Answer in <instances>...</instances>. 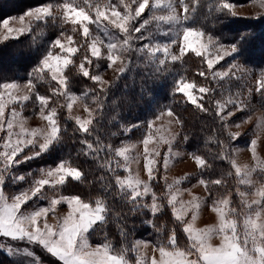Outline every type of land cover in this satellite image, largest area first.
<instances>
[{
    "label": "snow or ice",
    "instance_id": "6c2138e0",
    "mask_svg": "<svg viewBox=\"0 0 264 264\" xmlns=\"http://www.w3.org/2000/svg\"><path fill=\"white\" fill-rule=\"evenodd\" d=\"M201 0H179V4L183 8L184 14L181 15L176 10V4L173 0H119V3L123 6L124 12L121 13L117 10V5L107 4L101 5L96 3L94 5H88L89 8H94L96 13V21H92V18L85 11L84 6L78 5L73 7L70 3L56 4L55 7L52 4H44L32 9H29L26 13L19 17L23 22L25 16L29 17L28 30L34 20H44L54 13L53 9H63L64 21H71L73 24L80 23L83 25V34L90 36L89 27L85 22H99L103 24L101 18L108 19L110 24L115 26L119 30V33L111 31L109 24H103V31L108 37V42L105 45L106 59L102 56L101 48L98 46L103 44V40L99 35L90 36V51L91 56L97 58L96 60L104 59L108 63V67H112L116 61H120V66L117 68L118 72L125 71L128 63L127 53L133 46L134 41L147 40L148 43H144L140 46L139 50L144 52L149 59H155L159 65H165L170 62L181 60L186 50H193L197 56L203 55L204 51L211 46L216 51L214 59H207V66L209 69L213 67L218 61L224 59L225 56L231 55L236 51L235 45H224L219 43L215 38L206 34L203 29L187 26ZM255 2V0H254ZM135 5V6H134ZM260 8H264V0H258ZM221 7L227 9H235L236 5L230 2L222 3ZM111 9V17L107 16V10ZM148 10V17L141 20L138 26L133 27V21L137 18L143 17L142 14L145 10ZM16 19L15 17H9L3 20V27L8 28V33H23L25 29H14L9 27V20ZM165 22L168 27L167 33H170L171 39L160 42L152 39L153 30L152 25L155 22L159 27V22ZM143 30V31H142ZM139 35H136V34ZM122 34V35H120ZM9 35L0 37V39H9ZM208 35L207 43H201L200 38ZM182 37V44L180 45V55H176L170 51L173 44H177V41ZM193 37L195 39H193ZM64 38V32H61L59 37L53 41L52 48L59 46L67 53H75L77 48L67 47L62 43ZM69 42L72 41V36L66 38ZM87 43V41H85ZM87 49L77 70L85 77L90 78L95 82L97 88L102 93L106 90V84L111 81H105L100 74H94L91 71L93 67V60L87 55ZM157 52H162V56L156 55ZM170 58V61H169ZM85 61L87 65L85 66ZM73 61L69 56L54 55L52 49L44 56L39 67H37L33 73L39 75L48 69L52 72V78L58 81V86L54 89L55 92L60 93L65 98L66 107L69 111V117L75 121L78 129L81 133L89 134L94 124L95 117L98 110L102 108V105L98 102L93 103L90 106L88 101L82 95L72 93L68 88V76L65 74V68L72 64ZM235 69L232 72L233 76L237 73L243 75L238 76V79H243L244 75H251L252 70L240 65L237 62L229 64V70ZM201 76L205 73L201 72ZM215 76H226V72L214 73ZM28 80V85L32 89H35L33 83V76ZM257 89L262 96H264V70L259 72L257 79ZM196 87L194 83L186 82V78L182 76L176 81L175 93H183L186 95L188 101L196 105L201 111H209L203 104L198 102V98L193 94L192 89ZM3 91H0V130L4 128V105L6 101L4 96L9 95L10 99L28 101L29 95L23 96H11L10 90H19V85L16 82L4 83L2 85ZM201 93H211L213 89L209 87H199ZM253 89L248 88V99L240 98L242 92H237L235 97H230L226 101H216V118L221 122L222 128L228 129V118L234 117L236 112L246 111V119H242L241 123L233 124L234 127L240 128L241 124L252 122L255 124V131L252 133V139L250 142V149L253 155V159L257 162L254 165H239L232 155V152L238 151V149H232L231 151H224L223 159L228 160L231 168L235 170L236 177V195L239 197L240 209L231 207L232 193L230 190H226L225 193L218 198H212L213 211L217 214L218 223L206 226L204 229H194L192 224L184 219L186 213L192 211V220L195 221L197 214L204 201L200 197H193L191 201H180V207H177L176 197L179 194V189L176 187L182 179L185 177L174 179L172 183H169L167 177H164V183L168 188V191L162 196H158L157 192L153 190L151 181L155 179L154 173L157 171L155 162L152 159H148L149 152L148 145L150 141L156 138L157 134L161 132L160 128L153 130L154 121L150 120L146 127V135L143 133L142 141L139 140L136 143L121 144L120 146H113L111 143L104 144L103 148L107 149L111 159L108 160L105 167L112 173V179L118 186L121 192L126 193L128 199L133 202L144 204L148 207L153 216H155L160 209L164 206L162 200L166 199L167 205L171 207L172 214L175 217L176 222H179L183 228V232L187 234V243L180 245L177 238L176 228L173 227L169 230L166 237L157 238L156 243L152 245L153 251L159 253V259L155 255L149 257L141 250L149 247V241H135L131 249L122 248L116 251L112 243L106 238L100 243L90 244L88 240V234L90 230L98 231L97 225L103 228L106 223V202L100 197H89L85 202L79 195H62L57 193L50 199L48 206L41 207L39 210L25 212V206L28 201L40 193L45 186L58 187L63 185L65 181L71 177L73 180H80L84 173L78 167H72L67 164V161H61L56 167L48 169L44 174L28 188L21 190L11 197H9L4 191V175L0 173V235L9 236L12 238L28 237L30 240L39 242L46 250L55 258H58L62 264H129L127 253L129 251L136 253V260L134 264H264V160L257 159L256 146L258 140L262 134H264V110L258 109L256 106L250 103V97ZM35 99L40 102V115L43 119L48 121V125L44 129H27L25 122L20 117V113L15 109L12 112L11 118L7 120V132L6 136H0V140H6L3 144L4 151H0V161L3 162V167H10L16 158L24 151L26 147L32 146L35 148L38 144L39 150H46L49 145L60 135V124L57 116V110L55 107L51 108L47 115H45V107L48 104L50 97L41 95L38 92L35 94ZM80 101L84 105V110L88 113L86 118L80 116H72L71 110L73 104ZM231 105V108L225 112V109ZM23 108V105H21ZM169 117H173L175 112L169 108L166 110ZM165 115V111H161L156 117V120H160ZM255 116V121L253 117ZM180 122V121H178ZM14 125H18L19 132L14 131ZM91 126V127H90ZM241 133L228 132L227 142L230 145L231 140H235ZM17 139L13 140V137ZM42 136L43 141L40 142L37 138ZM175 136L170 137L163 134L159 135L157 139V145L164 142L167 143L169 152L172 151V141L175 140ZM187 140V136L184 137ZM211 139V137L209 138ZM87 145L89 150H92L95 154L101 151V140L96 138L95 145L93 142L85 139L82 141ZM143 143L145 151V167L148 173V178L143 180L139 174H132L130 164L138 158L131 155V149H135L137 144ZM219 144H225L224 140H218ZM33 155H38V152H33ZM158 156L159 153L157 152ZM195 160L198 166L208 167L207 160L197 154L189 153ZM116 157H123V161L116 159ZM25 159L30 158L25 156ZM115 160V167H112L111 161ZM163 164L167 169L169 164V156L163 157ZM123 168L128 173L127 175H121L117 169ZM228 176H232L233 172L229 171ZM260 178V182L253 179V176ZM23 179V177H18ZM198 183L204 185L206 190L212 191L210 185L218 186L227 189V182L224 179V175H220L214 180H207L201 177ZM240 185L245 187L241 189ZM190 191V190H189ZM254 196V199H250ZM150 197L151 203H146L142 198ZM66 203L68 211L66 214H61L55 217V223H49L47 219H44L43 226H40L39 221L42 217H46L49 212H55L57 205ZM242 219V227L241 220ZM151 222V221H150ZM157 232H160V228H156ZM222 235V243L219 246H213L208 243V240L213 235ZM121 235L124 236L125 232L121 230ZM107 233H105V237ZM233 245L236 247L234 248ZM116 254H113V252ZM250 253L251 260L248 255ZM195 256V259L190 257Z\"/></svg>",
    "mask_w": 264,
    "mask_h": 264
},
{
    "label": "trees",
    "instance_id": "16d2710c",
    "mask_svg": "<svg viewBox=\"0 0 264 264\" xmlns=\"http://www.w3.org/2000/svg\"><path fill=\"white\" fill-rule=\"evenodd\" d=\"M13 1L0 0V20L10 15H17L38 4H45L48 1L55 3L60 0H24L17 6L8 7ZM225 1L243 0H201L194 16L188 21L189 24L207 30L219 41L236 45L237 52L246 65L255 71L264 70V15L256 18L235 17L221 7ZM66 27L68 28L58 18L51 17L38 23L31 33L0 45V63L18 58L14 68L0 72V86L10 81H28L32 78V74L36 91L46 94L51 97L50 100L55 101L61 128L58 139L50 148L23 161L14 172L25 173L26 176L38 175L41 170L57 166L61 161H67L69 166L80 168L84 173L81 179L73 180L69 177L61 185L60 190L65 195H79L85 199V202H89L87 201L89 197H100L105 200L107 223L103 228L97 225L98 231H89V238L93 243H100L106 238L116 251L122 248L131 249L137 239H147L156 243L159 236L166 237L169 230L175 227L179 244L185 245L187 235L183 232L181 224L176 222L165 199L162 200L164 206L153 216L148 207L131 201L126 193L118 189L112 179V173L105 167L111 157L103 145L111 143L113 146H120L126 140L139 139L150 119L160 111L171 108L180 121L181 134L178 144L189 153H197L207 160L208 167L199 166V178L214 180L223 174L227 182V189L209 186L212 188L211 192L208 191L209 201L212 202V198H218L226 190H230L234 202H237L235 170L231 168L228 160L223 159V153L236 149L245 142L237 137L231 140L229 145L227 142L229 131L222 128L221 122L215 116L216 101L223 98L224 88H227L225 83L218 84L213 75H210L206 63L195 54L187 53L181 60L159 65L155 59H149L139 50L143 44L134 41L127 53L128 63L125 71L120 72L101 93L91 79L77 70L86 50V43L77 32L79 49L73 58V63L66 70L68 88L74 93L85 94L88 102L92 100L91 102L102 105L90 133H81L75 121L64 110L63 104L61 107L57 106L58 100L55 99L54 89L58 83L46 72L39 75L33 73L49 42L60 32L68 30ZM251 51H256L258 55L250 56ZM201 72L205 75L201 76ZM182 76L186 81H192L199 87L208 86L213 89L198 101L209 111L199 110L183 93H175L176 81ZM232 83L231 81L228 84ZM255 102L264 109V96L259 92L255 95ZM185 136L187 140L184 139ZM97 137L102 142L98 155L82 142L87 139L95 145ZM218 140H224L225 144H219ZM232 155L234 157L233 152ZM111 165L115 167L114 159ZM117 171L122 173L120 169ZM229 171L233 172L232 176L227 175ZM156 176L153 189L158 196H162L165 193L162 187L164 179L161 178L160 173ZM23 184L7 180L4 183V191L7 194L16 193ZM156 228H160L161 231L157 232ZM121 230L125 232L124 236L121 235ZM105 233H107L106 237ZM134 256L135 252L127 253V258L130 260L135 258ZM0 264L19 263L0 250Z\"/></svg>",
    "mask_w": 264,
    "mask_h": 264
},
{
    "label": "rangeland",
    "instance_id": "374dc122",
    "mask_svg": "<svg viewBox=\"0 0 264 264\" xmlns=\"http://www.w3.org/2000/svg\"><path fill=\"white\" fill-rule=\"evenodd\" d=\"M22 1L24 0H14L13 2H11L8 7H13V6H17L19 4L22 3ZM188 0H186L187 2ZM70 3L73 5V7H77L78 5H82L85 8V11L88 13V15L92 18V21H96V13H95V9L94 8H89L88 5H94L96 3L103 5H107V4H114L117 5V10H119L121 13L124 12L123 6L119 3V0H60L58 2L52 3V1H48V3L45 4H52L54 7L56 4H63V3ZM173 2L176 4V10L178 13H180L181 15L184 14L183 12V8L181 7V5L179 4V0H173ZM228 1H225L223 3H226ZM230 2V1H229ZM233 5H236L238 7H236L235 9H226L229 13H231L232 15H234L235 17H241V18H256L259 16H263L264 15V8H260L258 5V0H243V1H238V2H230ZM44 4H38L36 6H33L31 8H28L26 10H24L23 12H20L17 15H10L7 16L3 19L0 20V37H3L5 35H9L8 33V28L3 27V20H5L6 18L9 17H15L16 19H10L9 20V27L14 28V29H20V28H24L25 31L23 33H12L11 35H9V39L3 40L0 39V45L3 43H7L11 40H16L19 39L20 37H23L29 33L32 32L33 28L40 22H44L46 19H49L51 17L53 18H58L60 20V22L64 21V17H63V9H53L54 13L52 16L47 17L44 20H34L30 30H28V21H29V17L25 16V19L23 22L20 21L19 17L21 15H23L24 13H26L29 9L41 6ZM135 6V5H134ZM111 9L107 10V16L111 17ZM195 14V13H194ZM193 14V16H194ZM149 13L148 10L146 9L145 12L142 14L143 17L141 18H137V20L133 21V27L138 26L140 22H142L141 20L146 19L148 17ZM192 16V17H193ZM103 20V24H109V27L111 29V31L113 32H117L119 33V30L115 28V26L110 24V21L108 19L105 18H101ZM64 24H66L68 26V28L66 27V29L63 31L64 32V38L62 39V43L65 45V49L67 47H75L77 48V51L79 49V45L78 42L76 40V34L77 32H79V36L82 37V39H84V41H87L86 43V49L88 50V57L90 59L93 60V67L91 69V71H93L94 74H100L103 76V79L105 81H112L120 72L117 71V68L120 66V61H116L112 67H108V63L106 60L104 59H100V60H96L97 58L92 57L91 56V51L89 48L90 45V36H95V35H99L101 37V39L103 40V44L98 45L101 48V53L102 56H105L106 53V48L105 45L108 42V37L105 35L104 31H103V24H100L99 28L97 26V24L99 22L93 23V22H85L87 23V26L89 27V32H90V36H85L83 34V25L80 23L77 24H73L70 20L67 22H63ZM187 26H191L189 24V22L187 21ZM168 27H170L169 25H167L165 22H159V27H157V24L154 22L152 25V30H153V35H152V39L156 40V41H160V42H165L169 39H171L170 33H167V29ZM194 27V26H192ZM198 28V27H197ZM201 29V28H200ZM143 31V30H142ZM203 31L212 36L213 38H215L219 43H222L224 45H232L229 43H225L222 41H219L217 39V37H215L213 34H211L210 32H208L207 30L205 31L203 29ZM61 33V32H60ZM60 33L58 34L57 37L53 38L51 42H49L48 47L44 53V55L42 56L41 60H39V64L38 67L42 61V59L44 58V56L49 52L50 49H52L54 55H59V56H69V58L73 61V58L75 56V54H77V51L75 53H67L64 49H61L59 46L55 47L54 49L52 48V43L53 41H55ZM122 35V34H120ZM136 35H139L138 33ZM208 35H205L203 37L200 38V42L201 43H207L208 41ZM67 36H72V41L69 42L66 38ZM193 39H195L193 37ZM137 43V41H135ZM140 44H144V43H148L147 40H143V41H138ZM182 44V37L177 41V44H173L171 46L170 51L176 55H180V45ZM236 46V45H235ZM238 51V47L236 46V51L231 53V55H229L228 57L225 56L224 59L218 61L216 64L213 65V67L211 69H209V73L210 75L215 78L214 80L218 81L217 83H225V86L227 88H224L225 91L223 92V98H221V101H226L228 100L230 97H235L237 92H242V96L240 98L243 99H248V93H247V89L248 88H252L253 92L252 95L250 97V103L254 106H256L258 109L264 110L263 108L259 107L257 105V103L255 102V95L258 93V91H256L258 85H257V79L259 76V72L260 71H255L253 70L252 67H250L249 65H246L245 62H243L242 58H240L239 56V52ZM258 51V50H256ZM256 51H251V53L249 54L250 56H256L258 55ZM195 54V51L193 50H186L184 54ZM183 54V56H184ZM216 51L214 49L211 48V46H209V48L207 50L204 51L203 55H200L199 57L206 63L207 65V59H214L216 56ZM156 55L158 56H162L163 53L162 52H157ZM182 56V57H183ZM17 57L16 58H12L9 60H5L2 61V63H0V72H3L5 70H9L14 68L15 65V61H17ZM106 59V56H105ZM170 61V58H169ZM233 62H237L240 65L252 70V74L251 75H244L243 79H238L237 77L240 75H243L242 73H237L236 76L232 75L233 71H236L235 69H231L229 70V64L233 63ZM71 66L68 65L67 68H69ZM85 66L87 65V61H85ZM67 68H65V74H66V70ZM43 72H46L49 77L51 79L52 78V72L48 69H44ZM218 72H226L228 73V75L226 76H215L214 73H218ZM88 78V77H86ZM90 80V78H88ZM54 80V79H53ZM55 82L58 83L57 80H54ZM233 82L232 84H228L229 82ZM16 82L19 85V90L17 89H12L10 90V94L11 96H23V95H29L30 99L28 101H21V100H13L10 99L9 95H5L4 96V100L6 101L5 105H4V128L2 130H0V136H6V132H7V120L11 118L12 112L15 109L17 112L20 113V117L22 118L25 122V127L29 130L31 129H44L47 127L48 125V121L43 119L40 115V102L38 100L35 99V94L37 93L36 91V87L35 89H32L31 86L28 85V81H10V82H5V83H13ZM91 82L93 83L94 81L91 80ZM186 82H191L194 83L192 81H186ZM95 83V82H94ZM4 84V83H3ZM0 86V91H3L2 85ZM108 84L105 85V87H107ZM204 87H208V86H204ZM210 88V87H209ZM71 91V90H70ZM72 92V91H71ZM193 94L199 99L207 94V93H201L199 91V86L196 85V87H194L192 89ZM74 93V92H72ZM41 95H46V94H42L39 93ZM77 94V93H75ZM77 95H82L85 97L86 99V95L85 94H77ZM47 96V95H46ZM60 96V98H58ZM186 96V95H185ZM49 97V96H48ZM62 95H60V93L56 92L55 94V99L58 100V105L59 107L62 106L64 107V104L66 103L65 98L63 97L62 100ZM51 98V97H50ZM187 98V97H186ZM94 100V99H93ZM64 101V102H62ZM92 101V100H91ZM89 101V105L93 106L94 102ZM95 101V100H94ZM21 105H23V108H21ZM55 101L54 100H50L48 101L47 106L45 107V115H47L48 111L55 107ZM231 108V105H228V107L225 109V112L228 111V109ZM57 110V109H56ZM64 110H66L67 114L69 115V111L66 107H64ZM167 109L162 110L165 111V115L163 117H161L160 120H156L155 117L161 112H159L153 119L154 121V125H153V130H155L156 128H160L161 132L157 134L156 138H154L152 141H150L149 145H148V149L149 152L151 153L150 155H148V159H152L155 162V167L157 169V171L154 173L155 179H156V175L157 173L161 174V178L164 179V177H167V180L169 183H172L174 179L177 178H181V177H185V179H182L180 181V183L178 185H176V187L180 190L179 194L176 197L177 200V207H180V201H184V202H188L191 201L193 199V197H200L204 203L201 205V208L197 214V217L195 219V221L192 220V211L189 210L186 215L184 216V219L186 221H188L189 223L192 224V227L194 229H204L206 226L209 225H213V224H217L218 223V217L217 214L213 211V207H212V202L209 201L208 199V190H206L204 185H201L198 183V180L200 179L198 176V171H199V166L197 165V163L195 162V160L192 158V156L189 155V152L186 151L183 147H181L178 143H179V137H180V122H178V118L176 115H174L173 117H169L167 115ZM246 111L244 112H236L234 117H229L228 118V124H229V128L228 131L231 132H237L239 131L241 134L238 136L240 138H242L241 140L243 142H245V144H243L240 147H237L236 149H238V151H234V158L237 161V163L241 166L243 165H254L256 164L257 160L253 159V155L250 149V142L252 139V133L253 131H255V124L252 122L249 123H243L241 124L240 128H236L233 126V124H237V123H241L242 119H246L247 116ZM71 115L72 116H80L83 118H86L88 113L84 110V105L82 102L77 101L73 104V108L71 110ZM255 116L253 117V121H255ZM73 120V119H72ZM149 120V121H150ZM148 124V123H147ZM14 131L15 132H19L20 128L18 125H14ZM144 134L146 135V130L144 131ZM165 135V136H172L174 135L176 138L175 140L172 141V151L169 152L168 148V144L161 142L159 143V145H157V139L159 138V135ZM17 139V137H13V140ZM40 142L43 141V137L40 136L37 138ZM58 139V137L49 145L48 148H50L55 141ZM139 140L142 141V137H140L139 139H135V140H126L124 143L122 144H128V143H136ZM7 142L6 140H0V151H4L3 148V144ZM47 148V149H48ZM46 149V150H47ZM44 150V151H46ZM44 151H40L39 150V146L37 144V146L35 148H33L32 146L26 147L24 149V151L16 158V161L10 166V167H3V162L0 161V173H2L4 175V183L5 181L9 180V182H20V183H24L21 186V189L16 191V193L20 192L21 190L24 189H28L35 180L39 179L44 172H46L48 169H44L41 170L38 175H29L26 176V174L24 175L23 173L20 172H14L16 167L18 165H20L23 161H26L27 159H25V156H29L34 157L36 155H33V152H38V153H42ZM131 155L133 156H137L138 158L136 160H134L131 164H130V169L132 171V174H139L140 178L143 180H146L148 178V173L145 167V151H144V145L143 143H139L137 144L135 149H131ZM159 153V155L157 156L156 153ZM165 155L169 156V164L167 169H165L164 164H163V157ZM256 156L257 159L259 160H264V134H262L258 140L257 146H256ZM29 159V158H28ZM116 159H120L121 161H123V157H116ZM56 167V166H54ZM52 167V168H54ZM120 170H122L121 175H127L128 173L125 171V169L120 168ZM23 177V179H18V177ZM154 179V180H155ZM253 179L260 182V178L257 176H253ZM154 180L151 181L152 185L154 183ZM60 186L58 187H49V186H45V188L38 193L36 196L32 197L29 201L28 204L25 206L24 211L25 212H31V211H36L39 210V208L41 207H46L49 204V201L51 198H53L57 193L65 195L61 192L60 190ZM162 187L164 192L166 193L168 191V188L166 187L165 183L162 182ZM241 189H243L245 186L244 185H240ZM5 188V187H4ZM154 190V189H153ZM190 190V191H189ZM7 194L6 195L9 197V202H11V197L16 194ZM254 196H251L250 199H254ZM144 200V202L146 203H151L150 197L148 198H142ZM166 201V199H165ZM232 204L231 207L236 208L238 211L240 209V202H239V197L237 196V202H234L233 200V196H232ZM167 202V201H166ZM171 208V207H170ZM68 211V206L66 203H62L61 205H57V208L55 210V212H49L47 214L46 217H42L41 220L39 221L40 226H43V221L44 219H47L49 223H55V217L59 216L61 214H66ZM242 219L243 217H240L241 220V227H242ZM187 235V234H186ZM222 235H214L213 239H212V245L213 246H219L222 243ZM88 240L90 244H96L93 243L90 238H89V234H88ZM139 241H149L151 242L149 247L147 248H143L141 251L146 254L149 257V260L151 259V257L153 255L156 256L157 259H159V253L158 252H154L152 245H154L155 243L147 240V239H142L139 238L137 239ZM136 240V241H137ZM0 250L2 252H4L5 254H7L9 257H12L15 259V262L19 263V264H62L61 261L58 260V258H55L54 256H52L47 250L46 248L41 245L39 242H35L30 240L28 237H23V238H12L9 236H5V235H0ZM113 254H116L113 252ZM135 258H133L132 260H129V264H134L135 260H136V253H135ZM191 259H195L196 257H190Z\"/></svg>",
    "mask_w": 264,
    "mask_h": 264
},
{
    "label": "clouds",
    "instance_id": "9594fccd",
    "mask_svg": "<svg viewBox=\"0 0 264 264\" xmlns=\"http://www.w3.org/2000/svg\"><path fill=\"white\" fill-rule=\"evenodd\" d=\"M213 236H214V235H213ZM213 236H211L210 239L208 240V243L211 244V245H212V239H213ZM233 247L235 248L236 246L233 245ZM262 251H264V249H262ZM246 255H248L249 260H251V255H250V253H246Z\"/></svg>",
    "mask_w": 264,
    "mask_h": 264
}]
</instances>
